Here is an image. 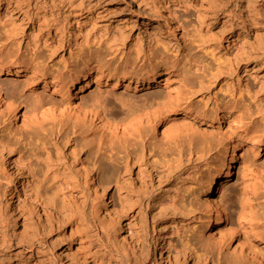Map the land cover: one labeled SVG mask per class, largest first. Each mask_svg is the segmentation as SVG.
<instances>
[{
    "label": "rangeland",
    "instance_id": "1",
    "mask_svg": "<svg viewBox=\"0 0 264 264\" xmlns=\"http://www.w3.org/2000/svg\"><path fill=\"white\" fill-rule=\"evenodd\" d=\"M0 58L38 63L65 77L86 67L159 63L192 83L187 105L172 116L190 111L197 117L182 152L170 150L164 158L160 149L142 153L133 137L107 138L109 153L120 154L100 175L109 198L101 206L87 171L94 161L76 152L81 139L35 140L38 156L49 153L55 162L47 172L24 150L7 152L31 130L25 109L18 121L0 114V141L8 145L0 146V264H241L234 243L219 255L217 229L204 232L202 188L225 143L232 141L237 155L246 139L264 144V0H0ZM111 85L101 90L108 111L120 115L128 110L117 98L138 101L147 92ZM9 87L22 101L23 81ZM145 132L153 145L168 146L160 132ZM127 144L130 175L122 149ZM18 156L19 169L13 162ZM139 177L149 192L160 187V207L151 193L133 205L143 186ZM243 182L264 217V149L253 159L237 156L233 164L222 194L230 219L239 210Z\"/></svg>",
    "mask_w": 264,
    "mask_h": 264
},
{
    "label": "bare ground",
    "instance_id": "2",
    "mask_svg": "<svg viewBox=\"0 0 264 264\" xmlns=\"http://www.w3.org/2000/svg\"><path fill=\"white\" fill-rule=\"evenodd\" d=\"M137 5L140 6L139 3ZM103 61H100L101 65L108 62ZM168 70V68H162L159 63L149 62L139 69L120 67L109 70V68L86 67L65 77L63 72L46 71L38 63L22 64L16 60L0 58V114L18 121L21 110L25 109V115L32 123L31 130L22 137V140L14 141L13 147L8 149V145H4L2 141L0 146H3V150L8 149L7 152L12 156L16 153L21 154L24 150L29 159L34 157L36 163L43 164L49 172L55 162L49 153L44 158L38 156L39 152L35 151L36 142L44 139L46 135L52 137L55 143H59L62 136L66 137L67 143L81 139L83 143L76 152L81 154L86 151L85 153L93 159V166L87 168V171L92 175L94 190L102 200L101 206L106 205L109 203L108 189L104 185L103 176L100 178V175L105 173V163L119 159L120 154L119 152L115 155L109 153L112 150L107 148V138L127 140V137H133L132 144L138 143L142 153L151 149H160L158 155L164 158L170 150L179 149L182 152L185 134L193 131L196 126L197 117L190 111H184L180 116H172V110L175 111L187 105V90L192 83L188 78H174L173 73ZM18 77L23 78L18 79ZM20 81L21 84L23 81L25 87L22 89V101L13 95L9 87L13 83L19 84ZM109 83L112 84L113 89L123 85L134 91L143 89L147 92L138 101L135 99L124 101L123 98H117L121 106L128 110L120 115L108 111L109 100L107 93L101 90V86ZM93 87L94 90H92ZM146 128L154 133L162 129L160 133L164 135L168 146L161 148L159 144L158 146L150 143L149 136L145 132ZM129 145L122 148L127 158L124 164L127 175H130L131 163ZM263 149L264 144L256 138H250L239 145L237 155V146L232 141H228L221 147L219 157L210 166L202 188L206 209L202 222L204 232L211 235L212 231L217 229L219 255L224 249H228L231 243H234L236 246L233 253L241 264H264L262 222L264 217L250 203L249 187L246 182H243L239 210L235 213L234 219L229 218L222 194L232 178L233 164L237 156L253 159ZM163 158L162 161H165ZM250 161L249 166L253 165V161ZM13 162L19 169L21 156L15 158ZM97 162H99L98 166ZM163 163L166 165L167 161ZM28 170L32 171V167L29 166ZM139 180L142 181L143 186L138 192L136 191L138 196L134 198L133 205L141 204L143 196L151 193L154 206L160 207V187L149 192L148 182L140 177ZM162 183L163 181L160 180V185ZM10 196V200L15 198L12 194ZM130 199L133 200V197L131 196Z\"/></svg>",
    "mask_w": 264,
    "mask_h": 264
}]
</instances>
